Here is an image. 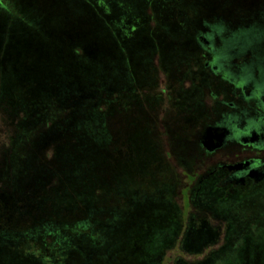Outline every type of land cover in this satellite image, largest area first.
Segmentation results:
<instances>
[{
    "label": "rangeland",
    "instance_id": "rangeland-1",
    "mask_svg": "<svg viewBox=\"0 0 264 264\" xmlns=\"http://www.w3.org/2000/svg\"><path fill=\"white\" fill-rule=\"evenodd\" d=\"M78 11L86 19L75 23L71 13ZM34 15L61 26L65 40L117 30L112 42L127 74L122 43L134 37L127 56L133 74L129 82L118 77L126 91L131 87L124 100L131 110L121 111L119 130L109 127L115 143L105 146V179L114 173L121 197L100 211L83 198L73 218L51 203L40 207L37 196L53 189L31 202L18 192L21 208L11 193H0V264H264V179L230 184L200 174L198 141L216 106L196 41L208 29L231 33L264 23V0H0L5 31L31 32L27 17ZM31 26L39 30L34 18ZM20 97L21 111L44 106L42 92ZM41 176L31 180L40 185ZM23 180L26 172L21 188Z\"/></svg>",
    "mask_w": 264,
    "mask_h": 264
},
{
    "label": "trees",
    "instance_id": "trees-1",
    "mask_svg": "<svg viewBox=\"0 0 264 264\" xmlns=\"http://www.w3.org/2000/svg\"><path fill=\"white\" fill-rule=\"evenodd\" d=\"M71 14L75 23L79 18L86 19L81 11ZM27 18L31 32L0 28V109L10 107L0 116V193H11L21 208L18 192L22 191L26 201L31 202L38 194L53 189L49 197H37L41 203H51L58 213L67 211L73 218L78 215L79 203H86L83 198L97 211L105 204L115 206L121 194L114 173L108 181L105 179L111 172L105 164L106 147L109 141L115 143L109 127L119 130L121 111L131 110L124 101L131 96V87L126 91L118 77L123 75L129 82L127 75L133 74L127 56L133 51L134 37L122 43L127 74L121 69L123 59L116 41L112 42L117 30L110 29L112 37L101 28L65 40L69 33L59 31L58 24L43 23L35 15ZM33 18L37 32L31 26ZM34 92H42L44 106H25L22 111L15 107L20 95L27 97ZM51 92L54 96L49 97ZM131 124L128 121L127 128ZM26 157L28 167L21 176ZM40 174L43 182L37 185L31 178ZM50 177L55 179L53 184Z\"/></svg>",
    "mask_w": 264,
    "mask_h": 264
},
{
    "label": "flooded vegetation",
    "instance_id": "flooded-vegetation-1",
    "mask_svg": "<svg viewBox=\"0 0 264 264\" xmlns=\"http://www.w3.org/2000/svg\"><path fill=\"white\" fill-rule=\"evenodd\" d=\"M217 28V27H216ZM215 116L198 144L202 177L228 183L264 179V23L237 32L222 27L196 36ZM214 107V106H213ZM182 225V224H181Z\"/></svg>",
    "mask_w": 264,
    "mask_h": 264
}]
</instances>
